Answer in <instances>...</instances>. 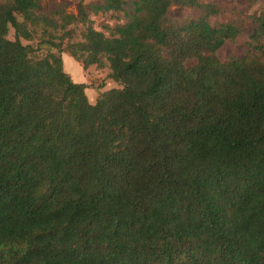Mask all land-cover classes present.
<instances>
[{
    "label": "trees",
    "instance_id": "trees-1",
    "mask_svg": "<svg viewBox=\"0 0 264 264\" xmlns=\"http://www.w3.org/2000/svg\"><path fill=\"white\" fill-rule=\"evenodd\" d=\"M84 1L0 0V264H264V0Z\"/></svg>",
    "mask_w": 264,
    "mask_h": 264
},
{
    "label": "rangeland",
    "instance_id": "rangeland-1",
    "mask_svg": "<svg viewBox=\"0 0 264 264\" xmlns=\"http://www.w3.org/2000/svg\"><path fill=\"white\" fill-rule=\"evenodd\" d=\"M128 3V6L124 8L125 12H130V8L132 2L136 0H125ZM202 2H211L215 4L227 5L229 7L235 6L243 8V0H200ZM57 4H65L67 7V11L73 14H76L77 10V0H40V9L42 11H46ZM84 4L88 6L89 17L92 22V26L94 29L98 31H103V27L105 25L113 26L115 24H122L124 22V15L122 12H105L98 13L97 15H93L90 11L91 6L104 5V0H85ZM261 3L254 6L251 9V12L258 9ZM189 14V11L179 8H172L169 12V15L173 18L181 19L186 17ZM193 15V13L191 14ZM251 33V26L248 24L246 26L245 31L234 41H227L218 51L217 57L220 61H225L230 57L241 58L249 48V35ZM7 38L13 40V30L10 29L7 35ZM23 45H30L32 47L36 46L35 42H26L21 41ZM45 48L40 49L37 54L44 55L46 53ZM65 59H62L64 63L63 68L66 73H68L72 80L76 83H84L89 89L86 92L89 95L95 94V89L99 86L107 87V88H119V86L108 79V68L97 69L94 66H91L87 70H83L81 67L78 68L77 65H73L72 62L68 61L67 58H71L68 55H64ZM73 60V59H72ZM75 62V61H74ZM76 63V62H75ZM194 61L187 62L188 66L194 65ZM77 80V81H76ZM86 93V94H87ZM88 96V95H87Z\"/></svg>",
    "mask_w": 264,
    "mask_h": 264
},
{
    "label": "crops",
    "instance_id": "crops-1",
    "mask_svg": "<svg viewBox=\"0 0 264 264\" xmlns=\"http://www.w3.org/2000/svg\"><path fill=\"white\" fill-rule=\"evenodd\" d=\"M64 55H66V54H61V58L63 59H65V57H64ZM67 60L68 61H70V62H72V64L73 65H77V67L78 68H80L81 66L79 65V64H77V63H75L73 60H72V58H67ZM63 63V62H62ZM63 65H64V63H63ZM82 68V67H81ZM90 68V67H89ZM77 81V80H76ZM108 87V86H107ZM106 86L105 87H103L100 91L101 92H103V91H107V90H109V89H113V88H107ZM87 90V89H86ZM86 90H85V92H86ZM87 93V92H86ZM86 95H88L87 97H88V101L91 103V104H95V101H96V98H97V93H96V91H95V94H93V95H89L88 93L86 94Z\"/></svg>",
    "mask_w": 264,
    "mask_h": 264
}]
</instances>
